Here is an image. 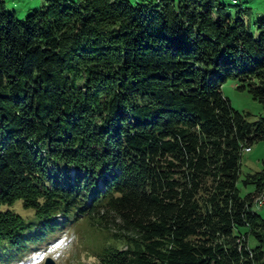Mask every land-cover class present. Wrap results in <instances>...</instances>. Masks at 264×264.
Here are the masks:
<instances>
[{"label":"trees","instance_id":"obj_1","mask_svg":"<svg viewBox=\"0 0 264 264\" xmlns=\"http://www.w3.org/2000/svg\"><path fill=\"white\" fill-rule=\"evenodd\" d=\"M250 14L242 0H44L18 17L0 0V257L73 214L112 239L97 264H264V156L240 179L252 190L236 187L264 117L220 91L232 77L264 102V14ZM16 199L28 219L5 208Z\"/></svg>","mask_w":264,"mask_h":264},{"label":"rangeland","instance_id":"obj_2","mask_svg":"<svg viewBox=\"0 0 264 264\" xmlns=\"http://www.w3.org/2000/svg\"><path fill=\"white\" fill-rule=\"evenodd\" d=\"M250 7V17L254 18L257 14H264V0H242ZM44 0H3L5 8L12 9L16 16L23 17L31 8L42 5ZM243 6V5H241ZM252 31L255 28L251 26ZM220 91L228 99L230 106L239 113H248L249 120L258 116L264 117V102L252 98L245 89L236 87V80L232 77L226 78L220 85ZM264 156V141L258 140L250 144L249 147L242 149L240 157L239 179L236 182L239 195H244L252 190L251 185H244L240 181L245 172L259 170L261 158ZM69 175H71L69 173ZM5 208L12 210L24 219H28L32 210L25 208L16 199L12 204L5 205ZM253 209L258 215L264 218V193L257 196L253 202ZM105 215V223H111ZM244 231V228H239ZM27 233H32L29 244L20 250L6 252L0 257V264H20L22 258H28L34 250L43 249L46 245H55L61 248L71 247L75 243V251L70 264H97L96 254L104 245L112 243L111 237L103 227L92 223L86 215L74 216L70 214L67 221L54 226L51 230H38L29 227ZM248 244L252 245L251 237H248ZM67 242V243H66ZM116 244V243H115ZM54 264V261H53Z\"/></svg>","mask_w":264,"mask_h":264},{"label":"clouds","instance_id":"obj_3","mask_svg":"<svg viewBox=\"0 0 264 264\" xmlns=\"http://www.w3.org/2000/svg\"><path fill=\"white\" fill-rule=\"evenodd\" d=\"M74 251L75 243L71 247L64 248L46 245L43 249L34 250L28 258H22L20 264H45L49 258L54 264H70Z\"/></svg>","mask_w":264,"mask_h":264},{"label":"water","instance_id":"obj_4","mask_svg":"<svg viewBox=\"0 0 264 264\" xmlns=\"http://www.w3.org/2000/svg\"><path fill=\"white\" fill-rule=\"evenodd\" d=\"M45 264H53V261L49 258L45 261Z\"/></svg>","mask_w":264,"mask_h":264}]
</instances>
